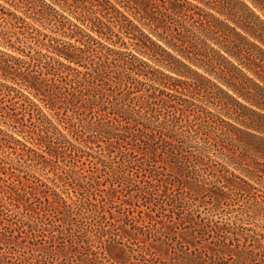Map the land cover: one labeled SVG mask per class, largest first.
I'll return each mask as SVG.
<instances>
[{
	"label": "trees",
	"instance_id": "1",
	"mask_svg": "<svg viewBox=\"0 0 264 264\" xmlns=\"http://www.w3.org/2000/svg\"><path fill=\"white\" fill-rule=\"evenodd\" d=\"M0 46V264H264V0H0Z\"/></svg>",
	"mask_w": 264,
	"mask_h": 264
},
{
	"label": "rangeland",
	"instance_id": "2",
	"mask_svg": "<svg viewBox=\"0 0 264 264\" xmlns=\"http://www.w3.org/2000/svg\"><path fill=\"white\" fill-rule=\"evenodd\" d=\"M0 50H4V51H7V52H9L8 50H6V49H4V48H2L1 46H0ZM15 54V53H14ZM105 78H107L108 79V82H110V83H113V82H111V81H109V80H112V77L114 76V73H112V72H106V73H104V74H102ZM112 90H114V91H116V93L117 94H120L121 93V90L120 89H113L112 88ZM11 109H16L15 110V113H17V115H18V117L19 118H22V116H24L25 115V111L23 110V109H20V108H18V105H14V106H12L11 107ZM86 116V118L87 119H89V120H92V119H94L93 118V116H91V115H88V114H86L85 115ZM12 129V128H11ZM79 130H81L80 132V134L82 135V137H87V136H91L90 135V133L89 132H87V131H85L84 129H79ZM0 138H2V133L0 132ZM101 144V143H100ZM102 145V144H101ZM71 159H69V158H66V162H65V164L66 165H68V166H72V163H71ZM74 162H76L75 164L78 166V168H79V170H81V171H84V172H86V173H92V172H94L95 173V176H106L107 177V171L104 173L102 170H100V169H96V167H95V165H94V161L93 160H90V162H87V161H85L83 158H82V156H74V160H73ZM19 175H21V176H25V177H27V176H29V174L28 173H26V171L24 170V172L23 171H20L19 173H18ZM103 177V178H104ZM105 185H107V184H109V180H107V181H105V183H104ZM117 189H118V197L117 198H124L125 196H128V193H129V191L127 190V188H126V185H120V186H118L117 187ZM132 193V192H131ZM133 194V193H132ZM187 196H190V194H187ZM116 200H118V199H116ZM197 201H199L200 202V200H197ZM196 201V202H197ZM246 203V201L245 200H241V202H239V204H245ZM197 204H200V203H197ZM206 207H208L207 205H205V207H200L199 209L200 210H203V208H206ZM44 236L43 237H41V239L42 240H47V236L48 235H46V233H44L43 234ZM69 241V237L67 236V237H65V242H68ZM123 243V242H122ZM180 245L179 244H174V245H172L171 246V248H170V252H172L173 251V249L174 248H176V250H181V246L179 247ZM98 260H99V262L101 261V262H103L104 260H103V256L102 255H99V258H98ZM156 264H173V262H171V261H168V260H157V262H156ZM219 264H232V262L231 261H229V260H225V261H222V263L220 262Z\"/></svg>",
	"mask_w": 264,
	"mask_h": 264
}]
</instances>
